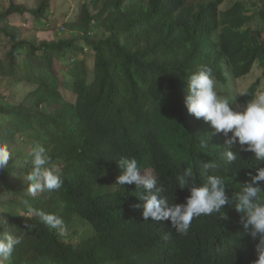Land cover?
Instances as JSON below:
<instances>
[{
  "label": "trees",
  "instance_id": "trees-1",
  "mask_svg": "<svg viewBox=\"0 0 264 264\" xmlns=\"http://www.w3.org/2000/svg\"><path fill=\"white\" fill-rule=\"evenodd\" d=\"M225 1L87 0L77 20L64 24L75 36L55 41L27 40L10 22L24 14L46 20L51 0L33 9L11 3L0 12V42L8 47L0 54V90L9 94L0 99L15 100L17 86L25 90L11 106L0 103V147L12 157L0 172V234L22 237L4 264H168L172 256L216 264L203 255L253 264L257 241L239 225L234 207L222 209L227 219L194 218L181 235L170 221L143 219L135 207L142 188L115 185L116 161L135 157L142 173L154 172L161 195L182 204L189 191L177 187L176 177L186 168L199 185L203 163L214 161L209 174L224 178L231 198L249 172L264 167L238 144L229 148L222 133L213 134L184 105L186 80L200 65L221 83L226 71L239 79L254 64L264 66V34L254 24L264 22V4L257 12L241 2L221 10ZM85 48L93 54L91 70L80 60ZM257 86L238 106L253 99ZM38 144L62 169L64 183L51 193H30L24 179ZM228 150L241 158L227 162ZM39 211L60 216L67 239Z\"/></svg>",
  "mask_w": 264,
  "mask_h": 264
},
{
  "label": "clouds",
  "instance_id": "clouds-1",
  "mask_svg": "<svg viewBox=\"0 0 264 264\" xmlns=\"http://www.w3.org/2000/svg\"><path fill=\"white\" fill-rule=\"evenodd\" d=\"M88 50L84 49L85 54ZM245 77L235 79L232 74H226L227 81ZM214 80L216 79L212 78V69L206 65L198 66L190 74L186 80L187 94L184 99L187 112L196 119L202 118L208 123L213 134L222 133L226 138L225 144L229 148L238 144L241 151L251 152L256 161L264 163V93L258 95L259 90H257L253 99L246 105L238 106L254 83L244 93L237 95L234 93L237 100L230 106L229 101L224 99L227 96L224 95L222 98L218 96ZM217 82L223 86L227 83H221L218 80ZM231 88L233 89V86ZM225 156L229 163L237 161L238 156L240 157L237 152L231 150H228ZM11 158L10 151L6 147H0V172L7 169ZM116 162L120 175L117 176L115 185L120 187L135 185L136 189H143L139 195L141 203L135 207L142 209V217L145 221L149 218L156 222L170 221L171 227L178 234L186 235L194 218L219 214L220 218L227 219L222 209L225 205L232 206L240 214L239 225L253 240L257 241L255 244L257 258L253 264H264V197H262L264 167L256 168L255 174L249 172L247 175L250 179L245 181L241 190L231 198L226 193L227 186L224 178L209 174L210 170L217 168L214 161L203 163L199 170L203 183L199 185L194 178L193 169L186 168L176 177V180L177 187L188 189L189 195L182 204H170L168 199L161 195L164 189L157 186L155 174L153 177L142 173L141 166L135 157H123ZM28 163L31 170L26 173L24 179L28 182L27 190L30 193H51L62 187L64 183L62 169L58 165L51 164L50 156L42 145L38 144L33 148ZM36 215L48 227L55 229L59 236L67 239L69 233L60 216L44 211H39ZM29 227L30 225H27V228ZM21 242L20 236H13L7 232L0 234V264L9 260L15 247ZM199 258L206 262L222 264L226 256L203 255ZM168 264H184V261L181 256H172Z\"/></svg>",
  "mask_w": 264,
  "mask_h": 264
},
{
  "label": "rangeland",
  "instance_id": "rangeland-1",
  "mask_svg": "<svg viewBox=\"0 0 264 264\" xmlns=\"http://www.w3.org/2000/svg\"><path fill=\"white\" fill-rule=\"evenodd\" d=\"M87 0H51L50 2V11L47 14L46 20H38L31 17L29 14L24 15H12L10 17V22L16 26H19L23 30V36L25 39L30 41H55L59 38H72L75 36V33H67L61 31V28L64 27L65 23L76 21L79 15L80 6L85 3ZM40 0H0V12L6 9L9 4H22L27 8H36ZM241 2L245 7L250 11L257 12L261 9L264 4V0H226L221 6V10H226L231 7L234 3ZM256 17H254V20ZM255 28L264 34V22L254 23ZM65 28V27H64ZM7 46L2 45L0 42V54H3L7 50ZM26 52L23 50L22 53ZM92 53L90 50L87 51L84 57H80V60L85 59L87 67L91 70V60ZM24 61V60H23ZM67 59L62 60L61 64H68ZM63 65H58V71L62 80H65L64 70L62 69ZM226 74H231L229 71H226ZM90 78V76H89ZM214 79V78H213ZM258 83L257 90L258 95L264 93V66L257 63L251 74L243 79L234 80L229 79L226 85H221L216 80H214L215 90L218 93V96L222 98L224 95L227 96V99L231 105H234L237 100V94L244 93L252 84ZM233 86V89L231 88ZM223 89V91H222ZM230 89V90H229ZM25 90L21 87H16V98L15 100H10L7 102L5 98L0 99L1 104H5L8 107L11 106L14 102H17L23 95ZM236 95H235V94ZM0 94L4 97L9 98V94L3 90H0ZM21 138H17V141H20ZM144 174H150L154 177L152 171H145Z\"/></svg>",
  "mask_w": 264,
  "mask_h": 264
},
{
  "label": "built area",
  "instance_id": "built-area-1",
  "mask_svg": "<svg viewBox=\"0 0 264 264\" xmlns=\"http://www.w3.org/2000/svg\"><path fill=\"white\" fill-rule=\"evenodd\" d=\"M61 31H64V28L63 27L61 28Z\"/></svg>",
  "mask_w": 264,
  "mask_h": 264
},
{
  "label": "crops",
  "instance_id": "crops-1",
  "mask_svg": "<svg viewBox=\"0 0 264 264\" xmlns=\"http://www.w3.org/2000/svg\"><path fill=\"white\" fill-rule=\"evenodd\" d=\"M60 39V38H59Z\"/></svg>",
  "mask_w": 264,
  "mask_h": 264
}]
</instances>
